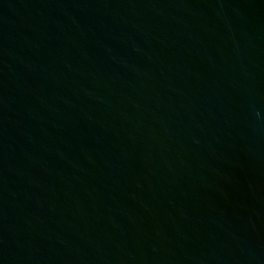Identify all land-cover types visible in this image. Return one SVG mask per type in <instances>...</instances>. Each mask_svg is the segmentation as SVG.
Masks as SVG:
<instances>
[{"label": "water", "instance_id": "water-1", "mask_svg": "<svg viewBox=\"0 0 264 264\" xmlns=\"http://www.w3.org/2000/svg\"><path fill=\"white\" fill-rule=\"evenodd\" d=\"M0 264H264V0H0Z\"/></svg>", "mask_w": 264, "mask_h": 264}]
</instances>
